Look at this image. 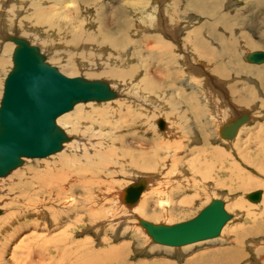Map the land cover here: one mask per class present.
<instances>
[{
	"label": "rangeland",
	"instance_id": "1",
	"mask_svg": "<svg viewBox=\"0 0 264 264\" xmlns=\"http://www.w3.org/2000/svg\"><path fill=\"white\" fill-rule=\"evenodd\" d=\"M72 1L73 2L69 6V10H67V12L62 13L64 17L62 16V18H60L61 17L60 15H59L60 17L59 16L54 17L52 24L55 27L57 26L56 28L52 26L51 27L52 29L51 28L46 29L44 25L42 26L41 24H38V25L36 24L37 26L35 25L32 28L31 27L28 28V29L31 28V30H28L27 28L24 27L27 30H25L23 34L22 33L20 34L26 37L27 39H29L31 42L33 41V43L37 45L40 44L39 46L43 48L42 51L46 54L48 61L52 63L53 65L57 66L63 73L69 76H85L91 79H105L109 82L111 81V84L116 89H118L121 93V96L119 98L117 99L115 98V100H112L113 102L112 101H106V102L105 101L104 102H90L89 101L87 103L80 102V104H77L73 108V110L65 114H62L58 118V123L61 126H63L69 134L72 135L73 139L70 142L79 138L81 135H83V133H85L83 132L84 129L81 130L80 128L78 129L76 127V126H79L80 124V122H78L80 120H77L80 116H77L78 114L77 115L75 114L78 109L83 114L84 113L90 114L92 109H95L96 107H107V109H109V110L104 111V113L97 112L96 114L99 117H94L93 115H89L90 117L87 116L85 118V121L82 120L84 123L87 124L86 125L87 133L91 135V136L88 135L89 136V138L87 139L88 142L93 141L94 139L99 141L100 139L98 138H101V139L106 138L104 140H109L110 138L113 137L112 135H115V137H119V136L129 137V136H133L135 131L137 134V138H140L142 140L144 139V141L146 140L145 142H147V140H152L154 136V132L155 133L159 132V134L160 133L162 134V132H164L166 129H169L170 126H173V125L177 126V128L174 130L175 135H177L176 137L175 135L172 137L171 136L168 137L169 132H167L166 134L167 136L165 135L160 136L163 138L162 142L164 144L161 143L159 140H157L156 144L154 143L155 145L154 144L152 145L153 148H149L153 150V154L155 156L154 163L144 164L142 166L140 164L142 163L141 162L143 158L142 157L138 165L135 166L133 164L135 167L132 168L130 167V165H128L129 164V154H127L126 150L122 147H120V149H117L119 150V152L122 150L121 153L125 154L126 157L123 160H120L122 163L116 164L118 167L116 166L117 168L113 169L112 172L114 174L110 175V177L106 180L105 183L107 185L105 184L106 185L105 188L107 191L105 190L106 193L102 195L103 201H106L108 203L107 206H112V202L115 201L116 197H112L111 194L114 193L116 189H111L110 191H108L109 189H107V188H110L109 186L112 184L111 181L117 180L120 183V184L117 183V187L121 185V188H123L122 184L125 183V186L126 185L128 186V184L138 179L139 176L137 177L131 176V178L127 177L129 175L128 168H131V170L132 171L134 170V172L138 171L141 174L144 171V176H149L148 174L156 175L155 181L161 184L164 183V179L166 182H168L167 180L169 178L176 179L175 178L176 173L174 172H177L178 174H180L181 171H183L187 173V175H185L183 182L188 183L187 181L191 182L192 180V182L195 183L196 179L198 178L201 179L200 181H197V183L200 184L199 188H196L194 185H191V184L187 186V188H189L190 186L193 187V188L192 187L189 188L191 193L186 188L183 191L182 190L179 191V189L175 187V192L178 195H182V197H185L188 199V201H185L184 204H182L183 211L179 212V214L176 213L173 216H169L168 218V216L167 217L163 216L162 212L157 208H155V210L156 211L158 210L157 211L158 215L149 214L150 212H154V210H152L151 208L152 211H150L148 215H144L143 218L153 221V222H162V223H167V224H172L175 222L187 220L189 218L194 217L197 213H199V211L204 206H206L213 198H222L225 201V208L228 210V212L233 214V217L227 222V224L232 226V228L229 227L225 235L223 233V230L227 224L224 226V228L221 231V234L218 237L197 241V242L182 245V246H169V245H163V244H158V243L153 242L151 237L148 234H146L144 227H142L139 224V218H136V215H140V214L137 213L136 215L135 214L127 215L129 212H126V213H123L120 211L117 212V210L112 206L114 208L113 211L116 212L114 215L110 216L115 219L114 225L113 223L108 222V224L107 223L104 224L105 227L104 225L101 226V229L99 232H97L95 228L89 229L86 232H84L82 231L83 228L81 227L80 228L81 231L80 233L76 234L77 236L75 235V239L78 240L79 242H82L87 236H90L92 239H94L93 241L94 247L98 250L101 248L103 249L106 248L107 250H109L111 247L114 246V244L115 246L122 245L121 248H123V254L118 258V261H121L122 263L126 262L128 264L129 263L140 264L141 262H145L149 264L151 263L189 264V261L194 262V264H217L218 262H222L223 260L221 259V256H225V255L224 254H218V255L211 254L210 250L212 251V250H216L219 248H224L226 246L232 245L231 240H232L233 234L228 233L230 229L234 230L240 227H242L243 229L250 228L256 223L255 218L256 219L262 218L264 215L262 211H255L253 208H251L250 206H252L253 202L249 201L245 196L247 193H250L257 189H262L264 193V185H263L264 178L262 177L264 174L262 173V171L257 170V168L255 169L253 165L252 167L245 163L240 162L241 159L236 157L238 149L244 148L245 146H246L245 148H247L248 147L247 145H249L248 142L241 143V141H239V139L235 137L233 138L234 139L233 142L235 143H233L232 145L231 144L227 145L225 141H222V138L221 140L219 138L214 139L215 133L209 130V128L203 131V133L205 132L206 134H208L207 137H205L207 141L202 142V136H201L199 140L200 141L199 143H201V146H198L199 148L198 147L188 148L184 150L182 148L181 150H179V152L181 153L180 154L181 156H185L188 158L187 160L186 159L182 160L181 161L182 164L179 161L173 162V159H174L173 155H176L174 152L175 148L171 149L170 146H168V143L170 141L172 143L173 142L176 143L177 140L181 141L182 139L183 140L187 139V136L185 135L187 131L184 132V129L186 130V128H184L186 125L185 122L176 123L174 122L175 120L172 121L175 118H179L180 114L183 116L189 115L187 119L191 117L190 120L192 123H194L195 129H197V131L199 132L201 131L194 117V112L191 110L190 105L186 102L189 101L188 97L190 99H193V101L196 102L198 105H202L203 107H206L208 111L206 113L207 115H209V112H211L212 108L209 105H207V103L204 101L205 100L203 98L204 84H205V81L210 79L209 84L213 86L211 76H216L217 78L221 79V81L223 82V84L220 83L221 89L227 92V96L229 97L230 102L232 103L230 105L235 107L237 109V112L238 113L240 112L239 114H242L243 112H248L249 115L251 116V120H249V122L244 125L243 131L240 132L239 137L248 138L250 136V139L253 138L252 145L250 146V148H247V150L253 151L257 147V141L260 138L261 131L264 133L263 128L259 129L258 127V125L264 124V90H263V86L261 87L260 78L259 76H257L258 73H253L252 70L255 69L254 67H258V68L264 67V64L250 63L246 60L245 55L252 51L264 50V0H236L237 1L236 4L234 2H232L231 4L223 3V6L221 8H220V5H222L221 0H114V1L109 0L111 1L110 6L111 8H113L112 10L115 9L114 11H112L111 8H109L106 4L105 6H101L102 3L108 0H104V1L87 0V2L86 1L83 2L82 0H72ZM214 1L216 2V4L218 3L217 8L216 7L214 8ZM103 7L105 8V10H103L104 9ZM106 10L108 11V13L104 12ZM109 10L112 12H110ZM100 12L106 13L105 16L100 15ZM109 12H110V15H109ZM215 14H218V18L216 19V21L214 20ZM102 16L104 18H102ZM220 16L222 17L220 18ZM58 17L60 19H58ZM176 21H178L179 24H176ZM57 22L58 24H56ZM76 22L77 24L79 23V25L82 28L80 26H76L75 24ZM157 24H160L159 25L160 27H158ZM169 24H173V27L175 28L176 31L178 30L179 34L177 33V35L173 36L172 34L167 33L166 27L169 26ZM15 26L18 27L17 25ZM75 26H76V30H75ZM141 27H147V28H141ZM162 27H164L163 28L164 31L166 30L163 33H162ZM77 29L79 31H77ZM195 30L198 32V34L194 32ZM72 32L73 33L83 32L84 35L88 33L90 34L91 32V34L94 33V35L98 39L99 38L101 39L103 35H106L107 37H110L113 39L119 38L118 40H121V41L122 39L124 40V45L123 47L119 46L117 48L111 45L110 43L100 44L99 42H97L98 45L97 43H95L96 46L100 49L103 47L104 49L102 48L101 50L102 51L105 50V51L101 52V50L99 49V52H98L96 50L97 51L96 53L97 54L99 53L98 57L96 58L97 56V55L95 56L96 53H93V56L91 57V59H89L85 57L86 55L90 57L89 51H87L86 49L88 47H85L83 49V48H79V45L74 46L75 44H73L72 42L73 41L72 37L75 34H72ZM37 33L39 34L37 35ZM41 33H44L45 38L43 37ZM196 35H198V37L200 38V39L198 38L201 41L200 47L204 46L202 47L203 48L202 51H201V48L198 49V46L195 45L197 42L195 40L197 37ZM69 39L72 40L71 44L73 45H70V43L68 42L70 41ZM98 39L96 40L98 41ZM228 40L235 41V46L237 47L238 51L237 50H234V52L230 51L231 54H229V52L227 51L226 53L222 54V52L224 50H227V48H229L231 45V42H228L230 43L229 46L226 45L227 43L224 42V41L227 42ZM249 41L254 44L250 43ZM2 43H12V42L2 41ZM43 43H45L48 46L50 45L49 47L51 49L48 46L43 47ZM53 44L55 45V47ZM45 47L48 49H46ZM67 47L70 50H67L68 49ZM82 49L83 51L85 50L83 53H82ZM56 50L58 53L56 52ZM232 53H234V56L232 55ZM62 54L65 55V57L62 56ZM66 54L68 56L70 55L69 58ZM208 54L209 56H206ZM9 55H10L9 56V59H10L9 66L12 67L11 54ZM77 56H78V59H80L81 57L80 61L77 59ZM94 56L96 59L94 58ZM66 58L71 59L72 61L78 60L77 61L78 64L75 63L76 64L75 68L77 70H75L74 68H71L73 66L70 67V65H68L69 62L66 60ZM93 58H94V62L99 61L100 64L97 65L96 68L90 69L89 62L87 61L92 60ZM98 58H102V59L100 60ZM82 61L86 63L87 65L80 66L79 63ZM140 62L142 65L140 64ZM193 63L195 64L194 67L200 71L201 75L198 73H193L192 71L189 72L190 69L193 68ZM220 64H223V68L226 71L229 70V72L219 75V71L217 67ZM112 65L115 67V69H117L116 71L119 72L118 77H110L106 74L104 75L101 74L103 68L106 69L107 67V69H110L111 67H113ZM242 67H245L246 69L244 68L242 69ZM10 68H7V70L9 71ZM170 70L172 71L171 73L169 72ZM242 71H244V74L242 73ZM167 72L170 73L169 79H167V77H164V78L162 77ZM186 72H189L190 74ZM176 73H179V75L176 76L175 75ZM207 74L208 75L210 74V75L208 76ZM149 75H153V76H149ZM194 76L197 79L194 78ZM139 78H142V79H139ZM164 81H167V84L164 85L163 84ZM3 83L4 81L2 82L0 86V88H2L1 90H3ZM209 84L206 83V85H209ZM230 85L235 86V89L231 90ZM176 90L181 91V96L185 98V100L183 99L184 102L181 101L180 98L177 97L178 94L175 93ZM147 92H150V93H147ZM127 94H130L131 98ZM240 97L244 98L246 102L243 104H239L238 101H241ZM136 100L138 102H136ZM216 100H218V98H216ZM119 103H122L120 104L121 106L119 105ZM110 108H112V110H115V112H111L112 110ZM163 108H165L164 112H163ZM167 111H169V113ZM105 112L106 114L108 112H111L110 113L111 116L110 115L105 116ZM132 112L135 114H139V117H136L137 119L135 118L136 119L135 123H133L132 121L134 120H131L130 118V115ZM100 114L101 115L103 114V115L101 116ZM149 116H151L155 120V122L157 121L156 122L157 124H155L154 122L152 125L151 124L152 118ZM160 120H163L164 123L166 122V124L168 125L166 126L164 124L163 127H160L159 126ZM205 121L209 124L210 129L219 127V126L217 127L218 122L214 123L215 124L214 126V124L213 125L212 123L210 124L209 119H206ZM179 123H182L181 125L183 128H181V125ZM200 123L201 125L204 124L203 122H200ZM129 124L131 125L134 124L135 126L134 129ZM154 124L156 126H154ZM208 130L212 136L209 135ZM95 133H98V136ZM247 133H249L248 136H246ZM217 134H218V131H217ZM104 140H101V142H99L100 145H96V147H91V148H94L99 154L101 153L103 154L104 152H99V150L103 148L101 145L104 144ZM225 140H228V139H225ZM242 141H243V138H242ZM93 142H96V141H93ZM171 142L169 144H171ZM236 142H238L239 148H237L238 145H236ZM98 146H99V149H97ZM203 146L205 147L216 146L221 149H224L225 151L230 150L231 153L233 154V157H235V159L239 162V166H240L239 171L240 172L245 171V173H247L248 175L252 177V179L248 181V182H251L252 187L246 188V190H244L243 188L239 187V185L235 184L236 189L234 188L233 190H231V189H228V186L219 185L218 184L219 177H217L218 175H216L217 170H219V164H217L213 160L211 162L212 164L209 165V163L206 162L205 160L203 161L201 160L203 159L202 158L203 155H204L203 156L204 158L208 157L209 151L212 149V148L211 149L201 148ZM64 148L65 149L67 148L66 144ZM64 148L58 153L47 156L49 159L47 157L28 158L27 160L24 161L21 167L16 169L19 171L17 172L18 175L21 174L22 170L25 169V166L29 165L30 163H31L30 167L32 168L36 167L39 169L41 166L40 164L45 160L49 162H54V160L57 159L58 156L60 157L62 156L63 153H66L67 150H65ZM168 148H170L171 150H169ZM167 149H168V153H166ZM63 150L65 152H63ZM115 150H114L115 156L114 155H113L114 157L111 156L113 158H115L116 156L118 157L120 155L117 153V150L116 151ZM108 151L110 150L108 149ZM194 151L197 152V154L194 153V156H192ZM94 153L95 151L93 150V154ZM188 154L189 156H186ZM92 160H93L92 163H95L97 161V158H96V161H95V158H92ZM107 160H109V158ZM191 160L193 161L191 162ZM112 162H113L112 164L114 165L115 160H113ZM151 164L153 165L148 166ZM205 167L209 168L210 176L208 177L201 176L202 172L205 171L206 169ZM114 170H116L117 172H114ZM107 172L109 173L108 169H107ZM222 174L224 176L227 175L225 174V172H222ZM10 175H12V173ZM15 175L16 176L14 177L18 176L17 174ZM14 177L10 178V181L8 180L9 179L8 176L7 178H3V179H7L8 182L6 183L4 189L0 188V208L3 209V213L0 215V217L4 215H9L11 217L10 218L11 224H13L12 218H20L22 216V211L19 213L18 211L20 209V206L21 207L23 206L21 205L22 204L21 194L24 193V187L21 185V181L14 179ZM157 178L159 180H157ZM257 179H262V182L261 183L258 182ZM212 186H214V188L216 186L221 187V191L219 195H216L215 192L211 190ZM254 186H258V187L255 188ZM195 189H197V191H195ZM80 191L87 197H91V196L97 197L98 192H99L97 190L96 185L86 192L84 190H79V192ZM1 193H2V196H1ZM234 198L238 199V201L240 202L239 206L233 207L229 205L230 203L229 201H232ZM261 201H262V198H261ZM140 216L142 217L143 215H140ZM104 217H105V220L107 221L106 219L107 216H104ZM25 218L26 219L28 218L25 222H28V221L33 222L34 221L33 219L35 218V216H33V214H30L28 211H26L24 212L22 218L20 219H23L24 221ZM45 219L46 218H41L39 219V221L41 220L47 223L48 219H46V221ZM16 222H18V219L16 220ZM133 224L137 225L140 228V230H137ZM90 226H95L99 229V225L92 224ZM246 230L247 229H245V232H243L239 238L242 241L241 245L242 247H244L245 252H246V253H243L239 264H264V256L259 257L255 255L253 250L249 247V245H251V243L248 241L249 239H246L245 243L243 242L244 237L246 236ZM103 231H104V234H103ZM6 232L8 233L9 230H6ZM136 233L139 235H136ZM249 238L253 240L257 239L253 237H249ZM258 240L262 241V238H258ZM128 243L131 245H129ZM259 244L260 245H258V247L260 248L263 243L260 242ZM164 260H165V263H161V261H164Z\"/></svg>",
	"mask_w": 264,
	"mask_h": 264
},
{
	"label": "bare ground",
	"instance_id": "2",
	"mask_svg": "<svg viewBox=\"0 0 264 264\" xmlns=\"http://www.w3.org/2000/svg\"><path fill=\"white\" fill-rule=\"evenodd\" d=\"M82 1L87 2V0H82ZM102 1H104V0H102ZM72 2H73L72 0H0V86L6 77V73H8L7 68L11 67V66H9V61H10V59H9L10 55L9 54H11V59H12V53H13V50L15 47V43L8 39L9 35H11V36H13V35L22 36V35H20L21 33L23 34L25 32V30H27L29 27L32 28L36 24L37 25L41 24L42 26L44 25L46 29L51 28L53 26L52 21L54 20V17H57L60 15L61 17L60 16L59 17L62 18V16H63L62 13L67 12V10H69V6L71 5ZM76 2H74V3H76ZM110 2L111 1H109V0L105 1L104 3L101 2L102 3L101 6H105V4H106L109 8H111ZM76 4H78V3H76ZM217 4L214 1V8L218 7ZM112 9L113 8H111V10ZM103 10H105V8ZM103 10H101V11H103ZM107 10L104 12L108 13ZM114 10H112V11H114ZM74 11H76V10H74ZM112 11H110V12H112ZM110 12H109V15H110ZM105 14L106 13L100 12V15L105 16ZM152 16H154V15H152ZM59 17H58V19H60ZM221 17L222 16H220V18ZM102 18H104V17L102 16ZM102 18H101V20H102ZM157 18H159V17H157ZM73 21H75V20H73ZM79 22H80V20H79ZM159 22H161V21H159ZM14 23L18 27H16L14 25ZM142 23H144V22H142ZM56 24H58V22ZM75 24H76V26H80L79 23L77 24V22ZM176 24H179V22L176 21ZM70 25H71V23H70ZM159 25L160 24H157L158 27H160ZM76 26H75V30H76ZM24 27L27 29H25ZM53 27H55V26H53ZM31 28L28 30H31ZM141 28H147V27H141ZM163 28L164 27H162V33L167 30V33H170L173 36L177 35V33L179 34L178 30L176 31L175 28L173 27V24H169V26L166 27L165 31ZM19 29H20V31H19ZM40 29H42V28H40ZM77 31H79V30L77 29ZM81 31H82V29H81ZM37 32H39V31H37ZM83 32H84V30H83ZM83 32H78V33L72 32V34H75L74 36L71 35V36H73L72 37L73 41L69 39L70 41H68V42L70 43V45H73V44H75L74 46L79 45V48L84 49L85 47H88L86 49H87V51H89L90 57H88L87 55L85 57H87L89 59H91V57L93 56V53H96L97 51L99 52L100 48H98L95 44L97 42H99L100 44L110 43L111 45H113L117 48L119 46L123 47V45H124L123 39L121 41V40H118L119 38L113 39V38L107 37L106 35H103L101 39L100 38L98 39V38H96V36L94 35L93 32H92L93 34H91V32H90V34L88 33L86 35H84ZM194 32L196 34H198V32L196 30ZM29 33H31V32H29ZM38 34L39 33H37V35ZM41 34L44 37V33H41ZM50 34H48V35H50ZM164 35H165V33H164ZM196 36H195L196 37L195 40L197 42L195 45L198 46V49L201 48V51H202V49H203L202 47H204V46L200 47V43H201V41L199 40L200 38L198 37V35H196ZM22 37H24V36H22ZM96 39H98V41ZM2 41H4V42L10 41L12 43H2ZM41 41H42V39H41ZM71 41L73 42V44H71ZM224 42L227 43L226 45H228V46L230 45V43H228V42H231V45L229 48H227V50H224L222 52V54L226 53L227 51L229 52V54H231L230 51H233V52H234V50L238 51L237 47L235 46L234 40H228L227 42L226 41H224ZM32 43H33V41H32ZM250 43H252V42H250ZM47 44H49V43H47ZM252 44H254V43H252ZM97 45H98V43H97ZM44 46H48V45L43 43V47ZM54 47H55V45H54ZM74 48H73V50H74ZM46 49H48V48H46ZM83 49H82V53L85 51V50L83 51ZM11 50H12V52H11ZM41 50H43V48ZM67 50H70V49L68 48ZM92 50H93V52H92ZM103 51H105V50H103ZM103 51L101 50V52H103ZM257 51H259V50L247 53V58L251 53L257 52ZM56 52H57V50H56ZM78 54H79V52H78ZM83 55H85V54H83ZM98 55H99V53L95 54L96 58L98 57ZM104 55H106V54H104ZM232 55L234 56V53H232ZM62 56L65 57V55H63V54H62ZM62 56H61V58H62ZM69 56H68V58H69ZM95 56H94V58H95ZM206 56H209V54ZM227 56H228V54H227ZM94 58L92 60L87 61V62H89V68L90 69H94V68H96L97 65L100 64L99 61L94 62ZM247 58H246V60H247ZM74 59H76V58H74ZM77 59H78V56H77ZM80 59H81V57H80ZM80 59H78V60L80 61ZM98 59L101 60L102 58H98ZM66 60L69 62L68 65H70V67L73 66L71 68H74L75 70H77L75 68V66H76L75 63H77L78 60L72 61L71 59H67V58H66ZM209 61H211V60H209ZM250 63L264 64V60L260 61V62L250 61ZM79 64H80V66L81 65L82 66L87 65L83 61L80 62ZM140 64H141V62H140ZM12 65H13V62H12ZM194 65L195 64L193 63V68H191V69L189 68L190 69L189 72L192 71L193 73H198L201 75L200 71L197 70L194 67ZM217 68L219 71V75L226 73V72H229V70L226 71L223 68V64H220ZM243 68L246 69L245 67H242V69ZM254 68L255 69L252 71H253V73H258L257 76H259L260 81H261V87L263 86V90H264V67H261V68L254 67ZM164 69H166V68H164ZM116 70L117 69H115L114 66L111 67L110 69H107V67H106V69L103 68L101 74L102 75L106 74L110 77H118L119 72H117ZM169 72L171 73L172 71L170 70ZM169 72L165 73L162 77L163 78L167 77V79H169V77H170ZM189 72H186V73L190 74ZM205 72H207V71H205ZM242 73L244 74V71H242ZM134 74H135V72H134ZM175 75L178 76L179 73H176ZM149 76H153V75H149ZM194 78H196V77L194 76ZM211 78H212L213 86L211 84H209L210 79H208L207 81H205L204 90H203L204 91L203 98L205 99V100L204 99L203 100L207 103V105H209L212 108L211 112H209V115H207V113H206V112H208L207 108L203 107L202 105H198L196 102L193 101V99H190L188 97L189 101L188 102L185 101L186 103H188L190 105L191 110L194 112V117L197 121V125H198L199 129L201 130L200 131L201 133L199 131H197V129H195L194 123H192L190 120L191 117H189L187 119V117L189 115L183 116L179 113L180 114L179 118H175V119L172 118L173 119L172 121L175 120L174 122H176V123L185 122L186 125L184 128H186V130L184 129V132L187 131L185 133V135L187 136V139H184V140L182 139L181 141L177 140L176 143H174V142L172 143L169 140L171 142V144H169L170 142L168 141L169 142L168 146H170L171 149L175 148L174 152L176 155H173V158H174L173 162H178V161L181 162L182 160H185V159L187 160L188 159L187 157L180 155L181 153L179 152V150H181L182 148L184 150V149H188V148H196L198 146H201V143H199L201 136H202V142L203 141L206 142L207 140L205 137H207L208 134H206L205 132L203 133V131L206 130L207 128H209V130H211L212 132L215 133L214 139L219 138L221 140V138H222V141H225V143L227 145H230V144L232 145L233 143H235V142H233V140H234L233 138H235V137L238 138L239 141H241V143L248 142L249 145H247L248 146L247 148H250V146L252 145V141H253L252 139L253 138L250 139V136L248 138L242 137L243 141H242V138L239 137L240 132L243 131L244 125L247 124L249 122V120H251L250 115L247 118V120L245 122H243V124L239 127L236 136H234L232 138H225L222 135L223 129L226 126H230L231 124H233L236 121V119L238 118V117H236L237 116L236 114H238V115H241V114H239L240 112L239 113L237 112V109L235 107L230 105L232 103L230 102V99L227 96V92H225L221 89L220 83L223 84L221 79L217 78L216 76H211ZM139 79H142V78H139ZM156 81H158V80H156ZM107 82L111 85V87L114 90L117 91L118 95H117L116 99L119 98L121 96L120 91L118 89H116L111 84V81L110 82L107 81ZM206 83L209 85H206ZM163 84L164 85L167 84V81H164ZM1 89L2 88H0V98L2 97V92H3V90H1ZM232 89H235V86H231V90ZM147 93H150V92H147ZM175 93L178 94L177 97L180 98L181 101H183V99L185 100V98L181 96V91L176 90ZM130 94H127V95L130 96ZM130 98H131V96H130ZM216 98H218V100H216ZM240 98H241V101H238L239 104H243L246 102V100H244V98H242V97H240ZM112 100H115V99H112ZM112 100H108V101H112ZM167 100H168V98H167ZM90 102H99V101H90ZM119 102H121V101H119ZM136 102H138V101L136 100ZM142 102H144V101H142ZM82 103H87V102H82ZM139 103H140V101H139ZM78 104H80V103H78ZM105 104H103V105H105ZM120 104H122V103H119V105ZM103 105H101V106H103ZM165 106H167V105H165ZM95 109H92L90 114L84 113L85 115L79 109L76 111L75 114L76 115L78 114L77 116H80L77 119V120H80V121H78V122H80V124L78 123L79 126H76V127L78 129L80 128L81 130L84 129L83 132H85V133H83V135H81L79 138L70 142L73 138H72V135L67 132V134L71 137L68 141H65L67 148L66 149L64 148V149L67 151H66V153H63V152H65L63 150L62 156H60V157L58 156V158L55 159L54 162H49L46 160L43 162L41 161L42 163L40 164L41 166L39 169L36 167L35 168L30 167V164H31L30 163L29 165H26L25 169L22 170L21 174L18 175L17 172H19V171L16 169L21 167L22 166L21 165L18 168L12 170L9 174H7L9 181H10V178H13L14 176H16L15 174H17L18 176L14 177V179L21 181V185L24 187V193L21 194L22 195V204L21 205H23V206L22 207L20 206L18 213L22 211V216H23L24 212L28 211L30 214H33V216H35V218L33 219L34 220L33 222H29V221L25 222L28 218L27 219L25 218V220L23 221V219H20V218H22V216L20 218H12L13 224H11V222H10L11 217L9 215H4V216L0 217V264H128L126 262L122 263L121 261H118V258L123 254V248H121L122 245L119 244L120 246H115V244H114V246L111 247L109 250H107L106 248H104V249L101 248L98 250L94 247V244H93L94 239H92L90 236H87V237L85 236L86 238L82 242H79L78 240L75 239V235L77 233H80L81 227L83 228L82 231H84V232H86L89 229H94V228L96 229L97 232H99L101 229V226H103L106 223L108 224V222L113 223V225H114L115 219L113 217H110L116 213L113 211L114 208L117 210V212L118 211L123 212V213L129 212L127 215H129V214H135L136 215L138 213L140 215H143L142 218L144 217V215H148V213L152 210H154V212H150L149 214L158 215V212H157L158 210L157 211L155 210V208H157L162 212L163 216H166V217L168 216V218H169V216H173L176 213L179 214V212H182L183 211V208H182L183 205L182 204H184L185 201H188L187 198L182 197V195H178L175 192V187H177L179 189V191H181V190L183 191V190H185V188L189 190V188L192 187V186H190L189 188H187V186L189 184L194 185L196 188H199L200 184H198L197 181H200L201 179L200 178L196 179L195 183L192 182L191 179H190L191 182H189L187 180L186 181L188 183L183 182L185 175H187V173H185L183 171H181L180 174H178L177 172H174V173H176V176H175L176 179L169 178L167 180L168 182H166L164 179V183L161 184V183H158L157 181H155L156 175L148 174L149 176H144V171L141 174L137 170H136L137 172H134V170L132 171L131 168H128L129 175L127 177L131 178V176H136V177L139 176L138 177V179H139L142 176L139 180H142L145 183L144 190L145 189L146 190L145 191L143 190L141 192L139 199L135 203H129L126 201V189H127L126 186L127 185L125 186V183H124V184H122L123 188H121V185L117 187V183H119V182L117 180H113L114 182L111 181L112 184L109 186L110 188H107V189H109L108 191H110L111 189H116V191H114V193L111 194L112 197H116L115 201L112 202V206L114 208L112 206H107L108 203L106 201H103V198H102V195H104L106 193L105 187L107 184L105 182L110 177V175L114 174L112 171H113V169L118 167L116 164L122 163L120 160H123L126 157L125 154L121 153L122 150L119 152V150H117V149H120V147H122L126 150L127 154H129V164L128 165H130V167H132V168L135 167L136 165H138V163L140 162V159L142 157H143L142 161H141L142 163H140L142 166L144 164L154 163L155 162L154 161L155 156L153 154V150L149 149V148H153L152 145L154 143L156 144L157 140H159L161 143H163L162 142L163 138L160 136H163V135L167 136L166 135L167 132H169L168 137L174 136L175 135L174 130L177 128V126L176 125H173L170 127L168 126L169 129H166L164 132H162V134L161 133L159 134V132L158 133L154 132V136H153L152 140H147V142H145L146 140L144 141V139L142 140L140 138H137L136 131L133 134V136H129V137L119 136L120 137L119 138V137H115V135H112L113 137L110 138L109 140H104L106 138H104V139L98 138V139H100L99 141L94 139L93 141H96V142H93V141L88 142L87 139L89 138L88 135H90V134L87 133V126H86L87 124L84 123L82 120L85 121V118L89 115H93L94 117H99L96 114L97 112H103L104 113V111L109 110V109H107V107H96ZM110 109L112 110V108H110ZM164 110H165V108H163V112H164ZM69 111H71V110H69ZM69 111H67V112H69ZM87 111H89V110H87ZM67 112H65V113H67ZM111 112H115V110H112ZM111 112H108L107 114L105 112V116L106 115L111 116V114H110ZM167 112L169 113V111H167ZM243 113H245V112H243ZM113 115H115V114H113ZM136 117H139V114H135L132 112L130 115V118H131V120H134V121H132L133 123L136 122V119H137ZM149 117H151V116H149ZM204 119L205 120L209 119L210 124L212 123V125L214 123L218 122L217 127L218 126L219 127L214 128V129H210L209 124ZM59 120H61V119H59ZM57 122H58V119H57ZM154 122H155V120L152 118L151 124L153 125ZM156 122H155V124H157ZM200 122H203L204 124L201 125ZM76 124H77V122H76ZM155 124H154V126H156ZM164 124L166 126L168 125V124H166V122L164 123L163 120H160L159 126L163 127ZM179 124L181 125L182 123H179ZM129 125L132 126L134 129V127H135L134 124H132V125L129 124ZM214 126H215V124H214ZM258 127H259V129L263 128V130H264V124H260V125H258ZM75 128H74V130H75ZM181 128H183L182 125H181ZM209 130H208V132H209ZM217 131H218V134H217ZM248 132H250V131H248ZM70 133H71V131H70ZM98 133H95V134H97V136H98ZM209 135H211L210 132H209ZM248 135H249V133L246 134V136H248ZM176 136L177 135H175V137ZM223 138L228 139V140H225ZM260 138L257 141V147L253 151L247 150V148H245L246 147L245 145H244L245 146L244 148L240 149L239 145H238L239 141L236 142V145H238L237 148L240 149V150L238 149L236 157L241 159L240 162L245 163L249 166L253 165L255 167V169L257 168V170L262 171V173L264 174V133L262 131L260 133ZM101 140H104V144H103L104 146L101 145L103 148H101L99 150V152H104L103 154L102 153L99 154L94 148H91V147H96V145H100L99 142H101ZM151 141H152V143H151ZM68 142H70V143H68ZM65 144H64V147H65ZM145 144H147V145H145ZM197 144H199V145H197ZM242 145H241V147H242ZM146 146L147 147L150 146V147L147 148ZM191 146H193V147H191ZM144 148H146V149H144ZM170 148H168V149L171 150ZM201 148H205V149L206 148H210V149L212 148L209 151L208 157L204 158L203 157L204 155L202 154L203 159H201V160L202 161L205 160L206 162L209 163V165L212 164L211 162L213 160L217 164H219V170H217V174L215 173L216 175H218L217 177H219V182H218L219 185L228 186V189H231V190H233L235 188V184L239 185V187L243 188L244 190H246V188L252 187L251 182H248L250 179H252V177L250 175H248L247 173H245V171L244 172L239 171V167H240L239 162L235 159V157H233V154L231 153L230 150L225 151L224 149H221V148L216 147V146H214V147L203 146ZM97 149H99V146L97 147ZM108 149L110 151H108ZM115 149L117 150V153L120 155L118 157L116 156L115 158H113L115 156L114 155ZM168 149H167L166 153H168ZM93 150L95 151L94 154H93ZM154 150H155V148H154ZM193 150H191V151H193ZM58 152H56V153H58ZM105 152H107V153H105ZM123 152H125V151H123ZM194 153L197 154V152L194 151L192 156H194ZM53 154H55V153H53ZM50 155H52V154H50ZM50 155H48V156H50ZM56 155H58V154H56ZM111 156H113V157H111ZM186 156H189V154ZM92 158H95V161L97 158V161L95 163H92V161H93ZM108 158H109V160H107ZM27 159L28 158H25V160H27ZM51 160H52V158H51ZM90 160H91V162H90ZM113 160H115V162H114L115 166L112 164ZM193 160H191V162ZM103 161H105V162H103ZM166 161H165V163H166ZM181 164H182V162H181ZM152 165L153 164L148 165V166H152ZM205 168H206L205 171H203L201 174L202 177L210 176L209 168H207V167H205ZM107 169H108L109 173L107 172ZM151 169H152V167H151ZM214 169H215V167H214ZM128 171H126V172H128ZM114 172H117V171L114 170ZM222 172H225V174H227V175L224 176L222 174ZM11 173H12V175H10ZM7 176L0 178V188L1 189H4L6 183L8 182L7 179H3V178H7ZM262 177L264 178V175ZM138 179H136L135 181H137ZM172 179H173V181H172ZM188 179H189V177H188ZM1 180H3V181H1ZM157 180H159V179L157 178ZM135 181H133V182H135ZM257 181L261 183L262 179H257ZM133 182H131V183H133ZM209 184H208V186H209ZM95 185L97 187V190L99 191V192L97 191L98 192L97 197H92L90 194L89 195L92 198L87 197L81 191L79 192V190H84L86 192L89 189L93 188ZM185 185H186V187H185ZM254 187L256 188L258 186H254ZM211 190L213 192H215L216 195H219L220 191H221V187L216 186L214 188V186H212ZM195 191H197V189H195ZM189 192H190V190H189ZM9 194H11V193H9ZM263 194L264 193H262V201L261 200L259 201L260 203L259 202H253V201L249 200L247 197L248 193L245 196L249 201L253 202L252 206H250L251 208H253L255 211H262V213L264 214V195ZM1 196H2V193H1ZM229 202H230L229 205L233 206V207L240 205V202L238 201V199H235V198ZM151 208H152V210H151ZM0 209L2 210V212H0V215H1L3 213V209L2 208H0ZM255 211H253V212H255ZM140 215H136V218H140L141 217ZM231 215L233 217V214H231ZM104 216H107L106 217L107 221L105 220ZM24 217H25V215H24ZM41 218L48 219V222L46 223V222H43L41 220L39 221V219H41ZM17 219H18V222H16ZM46 219H45V221H46ZM127 220H129V219H127ZM122 221H123V219H122ZM255 221L257 224L255 223L250 228H244L243 229L242 227H240V228L234 229V230L230 229V231L228 233L233 234L232 240H231L232 245L226 246L224 248L212 250V251L210 250L211 254H217V255L218 254H224L226 256V257L221 256V259L223 261L218 262L217 264H239L243 253H246L244 247H242V245H241L242 241L239 239L241 234L243 232H245V229H247V230H246V236L244 237L243 242L245 243L246 242L245 240L249 239L248 241L251 243V245H249V247L253 250L254 254L259 256V257L264 256V215L262 218H257V219L255 218ZM227 222H226V224H227ZM16 223H17V225H16ZM92 224L93 225L94 224L99 225V229L95 226H90ZM124 224H125V222H124ZM134 226L136 227L137 230H140V228L137 225H134ZM104 227H105V225H104ZM229 227L232 228V226H230L229 224H227L225 226V228L223 227L224 228V230H223L224 235L226 234ZM6 230H9V232L7 233ZM103 234H104V231H103ZM146 234H147V232H146ZM136 235H139V234L136 233ZM82 236H84V235H82ZM249 237H253V238H257V239L253 240V239H250ZM105 238H106V236H105ZM258 238H262V241H259ZM260 242H262L263 244L259 248L258 245H260L259 244ZM129 245H131V244H129ZM100 246H102V245H100ZM125 246H127V245H125ZM189 258H191V257H189ZM161 263H165V260L161 261ZM129 264H132V263H129ZM140 264H149V263L141 262ZM151 264H157V263H151ZM189 264H194V262L189 261Z\"/></svg>",
	"mask_w": 264,
	"mask_h": 264
},
{
	"label": "water",
	"instance_id": "3",
	"mask_svg": "<svg viewBox=\"0 0 264 264\" xmlns=\"http://www.w3.org/2000/svg\"><path fill=\"white\" fill-rule=\"evenodd\" d=\"M8 39L15 43V47L13 65L4 79L0 100V178L23 165L25 158L46 157L64 148L65 141L71 137L58 124L60 115L80 102H104L118 95L104 79L63 73L48 61L39 45L26 37L9 35ZM248 58V62L263 61L264 51L253 52ZM236 117L233 124L223 129L225 138L236 136L249 114L245 112ZM144 188L142 180L130 183L126 189V201L135 203ZM262 193L263 190L257 189L247 197L259 202ZM231 217L225 201L213 198L187 220L167 224L140 217L139 223L153 242L182 246L218 237Z\"/></svg>",
	"mask_w": 264,
	"mask_h": 264
},
{
	"label": "crops",
	"instance_id": "4",
	"mask_svg": "<svg viewBox=\"0 0 264 264\" xmlns=\"http://www.w3.org/2000/svg\"><path fill=\"white\" fill-rule=\"evenodd\" d=\"M234 2L235 4H236V0H221V4L222 5H220V8L223 6V3L225 4H231L232 2ZM218 18V14H215V16H214V20L216 21V19Z\"/></svg>",
	"mask_w": 264,
	"mask_h": 264
}]
</instances>
